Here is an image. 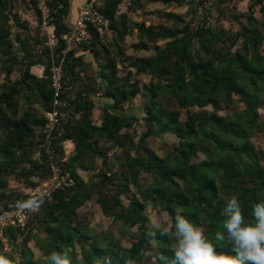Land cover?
<instances>
[{"label": "trees", "instance_id": "1", "mask_svg": "<svg viewBox=\"0 0 264 264\" xmlns=\"http://www.w3.org/2000/svg\"><path fill=\"white\" fill-rule=\"evenodd\" d=\"M187 1L129 0L128 8H141L143 2ZM17 3L33 12L37 25L43 17L38 0H0V212L25 198L23 193L5 192L8 180L34 186L51 177L55 162L70 181L44 198L23 229H3L0 254L12 264H44L52 251L68 252L73 264H164L157 258H171L174 241L158 232L152 241L148 206L160 207L170 222L179 211L213 238L217 231L224 232L223 198L236 195L245 221L255 222L253 205L264 200V155L254 149L251 138L264 132L259 113L264 105V55L253 10L258 6L264 32V0H251L245 11L232 16L239 25L234 32L207 23L206 0L196 1L201 16L188 21L173 12L158 15L180 28L134 22L119 9L124 0H101L95 11L109 38L104 40L98 28L85 21L89 37L80 48L91 55L90 61L74 49L63 52L61 37L69 30L71 0H45L47 24L57 37L54 48L46 45V35L37 34L31 41L23 35L30 27L15 10ZM133 30L140 40L164 44L155 46L149 57L125 56L121 45ZM59 62L60 89L54 96L50 69ZM119 64L148 75L149 82L140 84L130 73L119 75ZM34 67L40 68L38 73ZM14 72L18 76L11 79ZM139 94L144 98L140 119L123 113ZM96 97L105 102L98 124L91 119ZM234 97L243 110L219 114L222 106L235 103ZM53 109L58 123L47 137L45 114ZM139 121L144 130L134 142L127 130ZM155 134L172 137L163 157L148 146ZM64 142L70 145L66 148ZM113 148L119 151L109 153ZM198 154L202 158L196 161ZM79 169L95 173L84 180ZM142 174L150 181H143ZM90 201L119 224L118 238L95 233L80 214ZM125 237L131 240L128 246L122 245ZM30 242L43 258H35ZM5 245L17 257L5 252ZM218 251L230 252L231 245Z\"/></svg>", "mask_w": 264, "mask_h": 264}, {"label": "rangeland", "instance_id": "2", "mask_svg": "<svg viewBox=\"0 0 264 264\" xmlns=\"http://www.w3.org/2000/svg\"><path fill=\"white\" fill-rule=\"evenodd\" d=\"M91 0H86L84 4H88ZM197 0H188L186 3L181 5L176 4H162V3H150V2H143V5L141 8L138 9H129V0H124V3L120 5L119 9L121 12L128 13L129 18L138 23H144L146 26H164L166 28H180V25L175 24L172 21H166L164 19L159 18L158 15L164 13V12H173L175 14L180 15L185 21H188L191 19L193 15L201 16L200 8L196 5ZM251 0H206V7L208 8V15L206 16V21L208 24L217 27V28H224L229 29L231 31H237L239 28L238 23L233 20L232 16L237 15L239 13H242L246 10L247 6L250 4ZM101 3V0H96L94 5L97 7ZM82 4V5H84ZM74 1L71 2V9H73ZM84 6L78 10V13L80 10H82ZM16 11L19 12L20 17L23 21L28 22L30 30L29 32H24V36L29 39L30 41L35 39L37 34L39 36L46 35L49 31L48 28H44L42 23L40 25H37L33 12L30 10H23L22 6L20 4H16ZM73 12V11H72ZM70 11L69 16L66 19V23L70 27L72 24V20L75 19L74 12L72 13ZM78 15V14H77ZM253 15L255 19L257 20V27L261 33L262 36V42L260 45V52L264 55V32L261 30V24L263 22V17L259 12L258 6L254 7ZM90 18L94 20L93 24L98 28L100 34L103 36V39L109 38V33L106 31V29L103 27L105 23L98 19L96 15H91ZM243 22H245V19L241 18ZM103 25V26H102ZM14 31V30H13ZM88 37L85 38L84 41L81 43H84L88 40ZM72 46L71 49L75 50L76 54H81V48L80 44ZM164 44L163 41H159L157 43H148L144 40H140L137 36V33L135 30L131 32L129 36H127L121 47L122 51L124 52L125 56H128L130 58H138V57H149L154 54V47L155 46H162ZM135 45H146V48H136ZM86 60H91V55L89 53H83ZM40 68L34 67L32 69L33 72L38 73ZM119 69V75H124L127 73H130V76L132 79L138 81L140 84L142 83H148L150 80V77L146 74H139L136 73L134 69L132 68H124L121 64L118 65ZM18 76L17 72H14L11 76V79H14ZM235 103L229 106H222L221 110L218 112L219 114L224 113H233V112H240L243 110V104L240 102H237L236 97H234ZM104 99L96 97L95 98V108L92 113V122L99 123V114L101 112L102 107L104 104ZM143 104H144V98L139 94L137 95L130 103L124 106L123 113L126 115H132L136 118H141L143 116ZM207 109L210 111L211 108L207 107ZM181 118H184V110H181ZM259 113L261 115L260 121L264 122V105H260ZM144 130V127L142 123L136 122L133 124V126L127 130V132L132 135L134 142L138 140V137L140 133ZM126 130L124 129L122 132L124 133ZM172 142V137L169 134H155L151 136L148 139V146L155 152L156 155L163 157L166 152L169 150V145ZM251 143L254 147V149L262 153L264 155V132L255 134L251 138ZM119 149L113 148L110 150L111 152H118ZM202 158L200 154L197 155L195 158L196 161H199ZM109 163L113 167L115 166V163L112 158H109ZM96 169L100 167V160H95ZM78 173L80 176L87 180L92 175H94L95 172L89 171V170H78ZM141 178L145 182H149L150 178L142 174ZM33 181L37 182L36 179H33ZM38 183V182H37ZM29 186H26L22 183H18L13 180H8V187L6 189V193L16 192V193H25ZM125 203L126 201L123 200ZM80 214L84 217H86L90 223V227L94 230L95 233H112L113 236L119 237L118 235V223H114L110 218L103 215L101 212V209L98 204H96L94 201L88 202L85 206H83L80 209ZM145 214L150 220H155L157 218H162L165 221H169V218L167 214L160 209V207H146ZM170 222V221H169ZM151 225V224H150ZM135 229H133L134 231ZM130 239L128 237L122 238L121 242L122 245L128 246L130 243ZM29 247L34 253L35 258H43V253L39 248L33 243H29ZM76 251H78V248H76ZM5 252L11 253L15 257H17V254L14 252V249L10 248L8 245H5Z\"/></svg>", "mask_w": 264, "mask_h": 264}, {"label": "clouds", "instance_id": "3", "mask_svg": "<svg viewBox=\"0 0 264 264\" xmlns=\"http://www.w3.org/2000/svg\"><path fill=\"white\" fill-rule=\"evenodd\" d=\"M45 195L44 192L35 193L27 200L17 201L14 207L20 214L39 211ZM223 199L220 215L224 218V232L217 231L213 238L206 234L203 226L190 222L179 211L172 222L162 218L150 220L153 231L149 235L153 242L157 232L170 242L174 241L169 247L172 257L161 254L157 260L164 264H264V200L253 205V223L245 221L236 195ZM226 243L231 245V251H218ZM0 264H12V261L0 254ZM44 264H73V258L66 251H52L44 257Z\"/></svg>", "mask_w": 264, "mask_h": 264}, {"label": "built area", "instance_id": "4", "mask_svg": "<svg viewBox=\"0 0 264 264\" xmlns=\"http://www.w3.org/2000/svg\"><path fill=\"white\" fill-rule=\"evenodd\" d=\"M96 0H91L88 4L84 5V8L79 11L76 20L71 24L67 33L62 35V40L66 44V48L63 52L70 50L72 46L81 43L87 38L88 33L85 28V21L94 22L90 16L98 15L94 10V3ZM38 9L42 13V25L44 28H48L47 32V42L46 45L50 48H54L57 44V37L54 34V27L47 24V8L45 5V0H38ZM51 85L54 89V96H56L58 90L60 89V79H61V62L51 67ZM59 102L54 99L53 105L56 106ZM47 118V124L45 127V133L49 137L51 130L54 125L58 123L57 115L58 112L56 109H53L51 112L45 114ZM51 172L52 175L50 178L39 181L36 185L30 186L24 193L25 198L23 200L29 199L33 194L44 192L46 193L45 197H50L53 191L60 188L62 185L67 184L70 180L67 178V174H62L55 162L51 163ZM30 213L20 214L18 210L10 208L0 212V236L4 228L12 227L23 229L29 219Z\"/></svg>", "mask_w": 264, "mask_h": 264}, {"label": "crops", "instance_id": "5", "mask_svg": "<svg viewBox=\"0 0 264 264\" xmlns=\"http://www.w3.org/2000/svg\"><path fill=\"white\" fill-rule=\"evenodd\" d=\"M74 1V6H73V9H71V7H70V11L72 12H74V17H75V19L74 20H72V23L76 20V18H77V14H78V10L79 9H81L85 4V1L86 0H71V2H73ZM82 4H84V5H82ZM72 12V13H73ZM84 52L83 51H81V54H83ZM94 123V122H93ZM96 124H98V123H96ZM64 144H65V146H66V148H67V146H68V144L70 145V143L69 142H64Z\"/></svg>", "mask_w": 264, "mask_h": 264}]
</instances>
